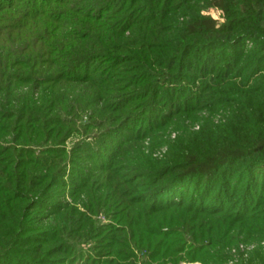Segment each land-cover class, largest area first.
Masks as SVG:
<instances>
[{
    "label": "rangeland",
    "instance_id": "rangeland-1",
    "mask_svg": "<svg viewBox=\"0 0 264 264\" xmlns=\"http://www.w3.org/2000/svg\"><path fill=\"white\" fill-rule=\"evenodd\" d=\"M10 1L0 34L22 28L15 45L93 55L42 59L77 77L55 95L8 69L0 264H264V0H49L47 32ZM232 150L213 175L186 173Z\"/></svg>",
    "mask_w": 264,
    "mask_h": 264
},
{
    "label": "trees",
    "instance_id": "trees-1",
    "mask_svg": "<svg viewBox=\"0 0 264 264\" xmlns=\"http://www.w3.org/2000/svg\"><path fill=\"white\" fill-rule=\"evenodd\" d=\"M8 1V0H7ZM15 0H13L12 2H14ZM29 4L28 8L26 9L27 13H29V15L31 16L32 19H36L37 21H42L43 20H39V17H44L47 20H49L50 18H47L48 16H46L48 14V12H52V11H57L58 6L60 4H50L48 1L49 0H27ZM224 1L225 0H219L216 2V5L218 7H222L225 9L224 6ZM46 3H48L46 5ZM62 3V2H61ZM232 3V0H231ZM253 2H248L247 4V12L249 14H254V16L257 14L256 10L254 8H251L250 6L252 5ZM11 4V1L8 4H3L0 5V12L3 11V9H7L8 7H4V5H9ZM54 4V5H53ZM53 5V6H52ZM10 7V6H9ZM60 9H58L57 12H59ZM17 14H19V12H17ZM229 19V18H228ZM1 21H4V18L1 19ZM229 21L231 23L234 22V20L229 19ZM253 23H260L259 18H253ZM43 29L46 30V32L50 29L52 30L53 27L52 25L49 24V22H43ZM198 25H200L202 28H204L206 31H214L215 29V22H213L210 19H203L201 20V22L197 23ZM32 26V25H29ZM26 29V28H25ZM23 29V30H25ZM42 29V30H43ZM89 29V26H88ZM258 30H260L259 27H257ZM18 31H22L21 29H16L14 32H9L7 34H0V94L2 93V96L0 95V99L2 98V102L0 103V105L2 104H8L10 103L9 101H12L14 98L13 96V90L11 88L12 85L10 83H12L14 80L17 79V75H14L12 73H9L8 69L11 67V65H17L18 68L16 69H28V71L26 72V76L27 79H29V81L32 79L33 82H37L36 77L38 76L40 80V84L39 87H48V89H50L53 92V95L56 94V88H59V84L61 82H63V78H65L68 82H73V81H78L77 77L75 76H70L67 74H64L63 72L59 71L57 74L53 75L52 73H46V68H44L43 66L40 65V62L42 61V59H44L45 61L47 60V55L56 53L57 57H60V55H64V54H68L70 52H72L69 57L72 54L77 53L74 49L75 46L72 47V44H66L67 46L59 45L58 43H55L53 41H51V39L49 40V44H46L47 41L43 40V44L44 46H46L47 48L51 47L50 49L52 50V52H50L48 54V51L46 50V47H42V45H38L37 48L32 46L30 47L29 45H15V43L19 40H21V38L23 37L22 34H20L19 36H17ZM39 32L35 29L32 31H29L27 36L29 35L30 37H32V39L27 40V42H25L26 44L29 42H36L37 40L35 39V36H37L36 34H38ZM46 35V34H44ZM92 36V35H90ZM46 36H44L43 39H45ZM39 39H41V37H39ZM3 42V43H2ZM22 42V41H21ZM38 42V41H37ZM36 42V43H37ZM20 43V42H19ZM35 43V45H36ZM8 44V45H7ZM42 44V42H41ZM23 49L21 51V48ZM32 48L33 50L30 52V50H27L28 54L27 57H23L22 54L24 51H26V49H28L29 47ZM66 48L68 51V53L65 52H61L62 49ZM86 52V51H84ZM83 51H80L81 53V57H76L73 56V61L76 60H81L84 63H87L88 61V57L86 58V55ZM89 56L93 55L90 54L92 53V51L87 50V52ZM69 57L66 58L69 59ZM71 57V58H72ZM227 66L229 67V69H232V65L229 63L227 64ZM23 67V68H20ZM44 68V69H43ZM46 73V74H44ZM63 73V74H62ZM63 75V76H62ZM35 77V78H34ZM9 78L11 80H9ZM26 80V79H25ZM28 81V82H29ZM61 81V82H60ZM27 82V83H28ZM6 84V85H5ZM43 103L45 104V102H47L46 97L43 98ZM55 101V99H54ZM264 144V141H259L258 142V146L257 149H260ZM244 154V150H232V151H223L220 154H218V156H212L209 158H205L203 159L201 162H198L196 164H194L193 166H190V168L188 169V171H186V173H198L202 176H211L213 175V171L215 170L216 166L218 165L217 163H220L219 165L225 164L227 163V160L231 157H240L241 155ZM228 156V157H227ZM264 176H262L263 178ZM23 178H27V177H23ZM260 177V179H262ZM24 180V179H23ZM26 184V182L22 181L21 185ZM153 259V258H151Z\"/></svg>",
    "mask_w": 264,
    "mask_h": 264
}]
</instances>
